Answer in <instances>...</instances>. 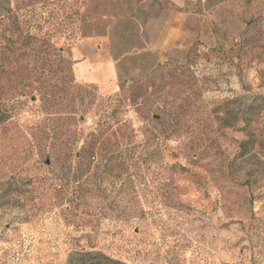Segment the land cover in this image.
I'll use <instances>...</instances> for the list:
<instances>
[{"label": "rangeland", "instance_id": "1", "mask_svg": "<svg viewBox=\"0 0 264 264\" xmlns=\"http://www.w3.org/2000/svg\"><path fill=\"white\" fill-rule=\"evenodd\" d=\"M0 111V264H264V0H0Z\"/></svg>", "mask_w": 264, "mask_h": 264}, {"label": "trees", "instance_id": "2", "mask_svg": "<svg viewBox=\"0 0 264 264\" xmlns=\"http://www.w3.org/2000/svg\"><path fill=\"white\" fill-rule=\"evenodd\" d=\"M7 117V115L3 112L0 111V121H2L3 119H5ZM94 153V152H92Z\"/></svg>", "mask_w": 264, "mask_h": 264}]
</instances>
